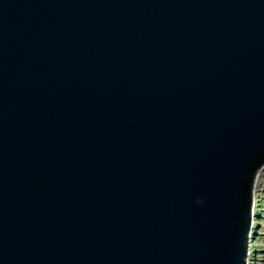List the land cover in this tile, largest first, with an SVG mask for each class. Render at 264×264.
<instances>
[{"label": "water", "instance_id": "95a60500", "mask_svg": "<svg viewBox=\"0 0 264 264\" xmlns=\"http://www.w3.org/2000/svg\"><path fill=\"white\" fill-rule=\"evenodd\" d=\"M264 0H0V264H250Z\"/></svg>", "mask_w": 264, "mask_h": 264}, {"label": "rangeland", "instance_id": "374dc122", "mask_svg": "<svg viewBox=\"0 0 264 264\" xmlns=\"http://www.w3.org/2000/svg\"><path fill=\"white\" fill-rule=\"evenodd\" d=\"M254 198L257 202L252 203L250 264H264V168L254 180L253 201Z\"/></svg>", "mask_w": 264, "mask_h": 264}, {"label": "trees", "instance_id": "16d2710c", "mask_svg": "<svg viewBox=\"0 0 264 264\" xmlns=\"http://www.w3.org/2000/svg\"><path fill=\"white\" fill-rule=\"evenodd\" d=\"M251 215H253V214L251 213ZM253 218H254V216H253Z\"/></svg>", "mask_w": 264, "mask_h": 264}]
</instances>
